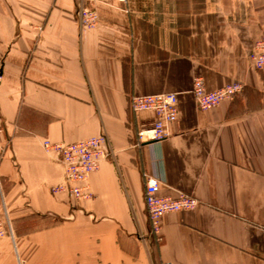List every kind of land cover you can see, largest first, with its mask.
Segmentation results:
<instances>
[{
    "label": "crops",
    "instance_id": "1",
    "mask_svg": "<svg viewBox=\"0 0 264 264\" xmlns=\"http://www.w3.org/2000/svg\"><path fill=\"white\" fill-rule=\"evenodd\" d=\"M81 5L96 27L82 29ZM264 0H0V264H264V69L249 54ZM233 81L242 92L209 109L192 94ZM176 92L171 135L139 143L152 111L131 94ZM106 134L112 155L91 196L53 187L60 156L44 138ZM159 194L196 196L151 234L145 175Z\"/></svg>",
    "mask_w": 264,
    "mask_h": 264
},
{
    "label": "built area",
    "instance_id": "2",
    "mask_svg": "<svg viewBox=\"0 0 264 264\" xmlns=\"http://www.w3.org/2000/svg\"><path fill=\"white\" fill-rule=\"evenodd\" d=\"M119 1L127 2V0ZM79 18L81 28L89 29L98 25L100 15L95 8L81 5ZM249 58L257 68L264 69V34L256 40ZM242 90L243 83L240 81H233L216 90H208L204 79L197 76L193 82L192 94L201 109H209L225 100L234 99ZM129 107L133 112L149 110L154 113L152 123L139 130L138 139L140 141L149 137L159 141L171 135V126L179 116L178 94L176 92L131 94ZM107 142L106 134L76 142H51L50 140L43 142L44 150L61 155L65 169L64 180L58 186L53 187L54 191L66 190L79 198L78 196L85 189V186L80 184L85 182L88 174L97 168L105 157L111 155V150L106 147ZM145 178V204L154 234L160 232L161 219L164 215L170 212L194 210L200 203L196 196L184 192H179L175 197L160 195L158 177L147 174ZM9 230L11 231L9 220L0 215V238L7 236Z\"/></svg>",
    "mask_w": 264,
    "mask_h": 264
},
{
    "label": "bare ground",
    "instance_id": "3",
    "mask_svg": "<svg viewBox=\"0 0 264 264\" xmlns=\"http://www.w3.org/2000/svg\"><path fill=\"white\" fill-rule=\"evenodd\" d=\"M226 101V100H225ZM143 128V127H142ZM139 132V131H138ZM108 139V138H107ZM79 141V140H78ZM155 140H153L152 138H145V140H143V141H140L139 140V143H151V142H154ZM76 142V141H75ZM107 146H108V142H107ZM106 146V147H107ZM107 149H108V147H107ZM109 150V149H108ZM111 155H112V153H111ZM111 155H109L108 157H105L102 161H101V163L104 161V160H106L107 158H109ZM100 163V164H101ZM100 164H99V166H100ZM99 166L97 167V168H95L94 170H92L89 174H88V176H87V178L85 179V182L84 183H81L80 185H82V186H85V189H84V191H82L81 193H80V195L78 196L79 198H77V197H75L74 195H72V194H70V192H68L69 193V195L70 196H72V197H74V198H76V199H85V198H88V197H90L91 196V192L89 191V188H88V185H87V180H88V178H89V176H90V174L92 173V172H94L95 170H97L98 168H99ZM148 175H152V174H148ZM59 185V184H58ZM57 185V186H58ZM66 191V190H65ZM170 213H172V212H170ZM167 214H169V213H167ZM166 214V215H167ZM165 216V215H164ZM9 220V219H8ZM162 220V219H161ZM151 224V223H150ZM11 234L13 235V229H12V226H11ZM151 234H153V236H155L157 239L159 238V239H161V229H160V232L159 233H153L152 232V226H151ZM157 235V236H156ZM3 238V237H2ZM158 239V240H159ZM166 264H171V263H166Z\"/></svg>",
    "mask_w": 264,
    "mask_h": 264
},
{
    "label": "rangeland",
    "instance_id": "4",
    "mask_svg": "<svg viewBox=\"0 0 264 264\" xmlns=\"http://www.w3.org/2000/svg\"><path fill=\"white\" fill-rule=\"evenodd\" d=\"M46 140H50V139H48V138H44L43 140H42V147H44V143L43 142H45ZM139 140V139H138ZM51 141V140H50ZM52 142V141H51ZM44 149V148H43ZM45 152H46V154H53V153H51L52 151H50V152H47L46 150H44ZM55 154H57V153H55ZM58 156H60V158H61V155H59V154H57ZM62 159V158H61ZM5 218H7V220L9 219V217L6 215L5 216ZM9 222H10V224H11V226H12V229H13V227H14V225L12 224V222H11V220L9 219ZM12 232L9 230V233L7 234V236H9V235H12L11 234ZM160 240V239H159Z\"/></svg>",
    "mask_w": 264,
    "mask_h": 264
}]
</instances>
